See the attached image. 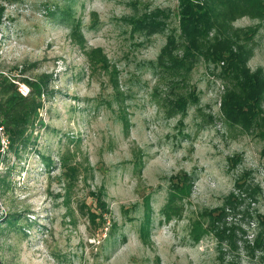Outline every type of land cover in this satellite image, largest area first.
<instances>
[{"label": "rangeland", "instance_id": "obj_1", "mask_svg": "<svg viewBox=\"0 0 264 264\" xmlns=\"http://www.w3.org/2000/svg\"><path fill=\"white\" fill-rule=\"evenodd\" d=\"M178 3L0 0V71L37 79L46 99L36 143L23 148L21 158L11 152L0 169L3 175L13 167L11 188L0 193V214L19 215L15 225L0 218L2 264H225L233 254L239 264H264V250L252 255L243 246L227 247L230 256L222 259L215 238L206 235L198 243L189 234L191 216L222 203L245 170L262 185L251 204L264 212V139L224 123L219 104L225 82L204 60L189 77L200 102L189 105L183 124L178 114L167 116L154 94L160 85L166 95L165 83L150 67L166 34H133L123 17L159 5L172 10L168 22L175 27ZM234 21L244 28L260 24L248 63L264 68V21L248 15ZM67 151L82 163L70 188L60 155ZM41 153L51 155L50 166ZM236 154L243 161L233 167ZM183 170L195 175L184 216L164 220L169 178ZM102 186L110 211L99 229L87 209L95 207L92 191ZM149 192L153 227L146 243L139 228ZM246 227L253 239L254 224Z\"/></svg>", "mask_w": 264, "mask_h": 264}, {"label": "trees", "instance_id": "obj_2", "mask_svg": "<svg viewBox=\"0 0 264 264\" xmlns=\"http://www.w3.org/2000/svg\"><path fill=\"white\" fill-rule=\"evenodd\" d=\"M177 9L178 26L169 24L172 10L157 5L146 6L136 13L125 14L123 20L131 25L133 34L148 37L154 33H165L166 43L158 51L157 58L151 61L153 72L165 83L166 95L157 85L154 94L162 97L167 116L179 115L178 122L188 113L189 105H198L200 93L189 79L196 63L204 60L208 67L213 64L212 72L225 82V91L221 97L220 110L222 120L230 126L242 128L264 139V68H253L248 63L254 54L250 44L253 33L260 24L244 28L235 26L239 16L258 17L264 21V0H179ZM0 12V24L2 21ZM211 69V68H210ZM29 86L28 94H23L18 83ZM164 90V89H163ZM45 87L35 78L9 75L0 71V124H4L10 136L11 152L21 158V150L30 143H36L37 125H44L41 111L46 99ZM214 115L209 114L213 122ZM123 124L128 129L129 119L123 115ZM70 151L62 152L61 165L68 176L69 188L78 178L82 163L73 161ZM47 165L52 163L50 154H40ZM1 161V157H0ZM243 161L241 155L230 158L235 167ZM12 166L5 174H0V193L11 188ZM250 170L236 175L230 193L224 195L223 202L216 207H204L190 218V236L194 242H200L204 236L211 235L217 241L219 256H230L228 248H248L252 255L264 250V212L254 209L252 202H258L263 192L262 185L249 178ZM194 174L188 170L177 172L170 177V187L166 202L162 206L164 220L184 216L185 201L191 195ZM9 179V180H8ZM104 186L92 191L95 207L89 206L88 216L96 228L106 227L109 203L105 198ZM150 192L146 196V212L140 220V236L144 242H150L153 227ZM18 214L7 212L2 215V222L17 224ZM254 224V237L249 238L246 225ZM115 226V225H113ZM114 227L111 228V230ZM110 230V231H111ZM228 247V248H227ZM234 255V254H233ZM226 259L225 264H239L236 255ZM0 264H2L0 260Z\"/></svg>", "mask_w": 264, "mask_h": 264}, {"label": "built area", "instance_id": "obj_3", "mask_svg": "<svg viewBox=\"0 0 264 264\" xmlns=\"http://www.w3.org/2000/svg\"><path fill=\"white\" fill-rule=\"evenodd\" d=\"M19 89L23 92V94H28L29 86H26L23 84V82L18 83ZM10 136L7 132V129H5L4 124H0V169L3 168L4 165H7V163L10 160L9 155L11 154V143H10ZM14 157V156H13ZM3 214H0V218Z\"/></svg>", "mask_w": 264, "mask_h": 264}]
</instances>
